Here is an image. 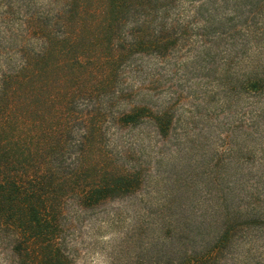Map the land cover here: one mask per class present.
<instances>
[{
	"label": "trees",
	"instance_id": "1",
	"mask_svg": "<svg viewBox=\"0 0 264 264\" xmlns=\"http://www.w3.org/2000/svg\"><path fill=\"white\" fill-rule=\"evenodd\" d=\"M92 253L264 264V0H0V264Z\"/></svg>",
	"mask_w": 264,
	"mask_h": 264
},
{
	"label": "rangeland",
	"instance_id": "2",
	"mask_svg": "<svg viewBox=\"0 0 264 264\" xmlns=\"http://www.w3.org/2000/svg\"><path fill=\"white\" fill-rule=\"evenodd\" d=\"M253 53V57L252 59L255 60L256 62L258 61L257 56H256V50H254ZM258 64V62H257ZM242 78H177V88L178 91L187 96L188 99H186V104L188 106H190L191 110H195L194 113H197V119H194L196 121H198L197 123L193 121V125L195 130H199L203 125L204 129L207 128L208 124L210 125H219L221 129L225 130L226 126L219 124V121L223 119V117L225 116V113H227V111L222 112L219 114V116L214 117L212 116V118H209L210 121L208 122H202L201 119H199V115L202 114L204 116H208V112L205 111L204 108V100L208 99L210 100V93L208 92L209 90H213V92H216V98L218 99H222L224 96H226V94H228L232 99H231V103H232V110H234L236 108V100L237 97L236 95H238V88L236 87V85L238 84V81L241 80ZM210 81V82H209ZM224 83H228L227 85L231 87V89H223L222 86ZM208 92V93H207ZM211 102V100H210ZM211 103H217V102H211ZM211 103L207 106L206 109L211 110L210 106ZM219 104V102H218ZM200 113V114H199ZM186 116L189 115V113H185ZM227 118H229L227 116ZM230 119L232 120V117H230ZM222 123V122H221ZM214 133H216L217 131H213ZM219 143V142H217ZM220 144V143H219ZM111 234L107 235V237H109ZM89 259L94 260L97 264H103L104 263V256H102L101 253H92L89 256Z\"/></svg>",
	"mask_w": 264,
	"mask_h": 264
}]
</instances>
